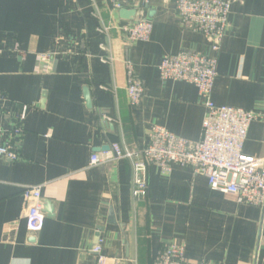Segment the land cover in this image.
<instances>
[{
    "label": "crops",
    "instance_id": "0c3cea01",
    "mask_svg": "<svg viewBox=\"0 0 264 264\" xmlns=\"http://www.w3.org/2000/svg\"><path fill=\"white\" fill-rule=\"evenodd\" d=\"M175 1L143 3L150 40L129 44L123 28L134 21L122 20L108 0H0V94L7 99L0 132L16 126L17 105L29 107L18 161L0 159V264H97V245L106 264H153L172 242L194 263L264 264V211L212 191L190 168L163 175L149 167L147 195L136 201L128 161L89 166L91 155L111 145L144 148L154 126L200 140L205 111L197 89L158 74L165 56H213L182 25ZM126 61L144 87L135 107ZM216 70L215 105L264 114V0L231 5ZM243 153L264 159V121L251 123ZM23 186L41 189L39 233L26 229Z\"/></svg>",
    "mask_w": 264,
    "mask_h": 264
},
{
    "label": "built area",
    "instance_id": "2783aa9c",
    "mask_svg": "<svg viewBox=\"0 0 264 264\" xmlns=\"http://www.w3.org/2000/svg\"><path fill=\"white\" fill-rule=\"evenodd\" d=\"M114 10L122 8L118 0H108ZM130 4L147 0H124ZM241 0H176V13L190 31L200 34L207 42L212 57L195 52L181 51L165 56L158 65L161 81L183 82L193 85L202 100L204 119L201 138L191 143L170 133L163 127L154 126L148 137V144L137 151L122 150L111 145L109 152L93 154L89 166L94 167L117 161H128L132 170V196L139 201L146 197V181L149 167H156L161 174L168 175L172 166L190 168L194 175L206 178L209 188L235 197L237 203L258 207L264 211V159H256L243 153V146L252 122L264 121V114L227 106H217L211 100L212 89L217 76V54L220 51L226 31L231 5ZM129 44L148 42L152 24L148 20L135 22L123 28ZM112 62L111 59L103 60ZM126 73V93L129 104L138 106L142 100L144 87L134 73L129 61L124 63ZM7 99L0 94V112ZM16 126L3 134L0 132V159L18 161L17 146L22 138L21 124L29 107L18 106ZM4 139V140H1ZM37 186L22 187V215L29 233H39L44 226L45 214ZM97 256V264H106L100 256L101 246L92 249ZM153 264H210L194 263L184 254V248L177 243H169L157 254Z\"/></svg>",
    "mask_w": 264,
    "mask_h": 264
},
{
    "label": "water",
    "instance_id": "95a60500",
    "mask_svg": "<svg viewBox=\"0 0 264 264\" xmlns=\"http://www.w3.org/2000/svg\"><path fill=\"white\" fill-rule=\"evenodd\" d=\"M133 8L131 10L122 8L119 10L118 15L119 17L124 20V21H134L132 23H130L128 26L132 25L135 22H140L142 20H147L144 15L139 13V9H141V4L140 2H137L135 4H133L132 6ZM84 93V99L87 103V106L90 107V98H89V93L87 89L83 90Z\"/></svg>",
    "mask_w": 264,
    "mask_h": 264
}]
</instances>
